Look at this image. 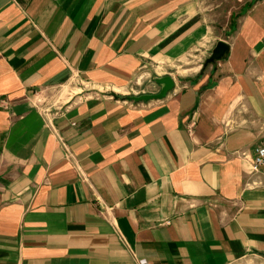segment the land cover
<instances>
[{"label": "crops", "instance_id": "0c3cea01", "mask_svg": "<svg viewBox=\"0 0 264 264\" xmlns=\"http://www.w3.org/2000/svg\"><path fill=\"white\" fill-rule=\"evenodd\" d=\"M261 146L264 0H0V264H264Z\"/></svg>", "mask_w": 264, "mask_h": 264}, {"label": "water", "instance_id": "95a60500", "mask_svg": "<svg viewBox=\"0 0 264 264\" xmlns=\"http://www.w3.org/2000/svg\"><path fill=\"white\" fill-rule=\"evenodd\" d=\"M228 52V47L222 42H218L214 49L212 50L211 55L207 58L203 64V68H206L208 65L214 64L217 61L221 60L226 56ZM160 86L161 90L158 94L155 95H144L139 98H136V101H151V100H159L164 98L169 91L173 89V80L169 76H165L162 78H157L155 80Z\"/></svg>", "mask_w": 264, "mask_h": 264}, {"label": "rangeland", "instance_id": "374dc122", "mask_svg": "<svg viewBox=\"0 0 264 264\" xmlns=\"http://www.w3.org/2000/svg\"><path fill=\"white\" fill-rule=\"evenodd\" d=\"M203 56L200 55L198 51L192 52L186 59L178 63H173L170 67H163L157 71L159 75H174L177 71L180 74H194L198 72L201 68V65L204 63Z\"/></svg>", "mask_w": 264, "mask_h": 264}, {"label": "built area", "instance_id": "2783aa9c", "mask_svg": "<svg viewBox=\"0 0 264 264\" xmlns=\"http://www.w3.org/2000/svg\"><path fill=\"white\" fill-rule=\"evenodd\" d=\"M264 165V146L259 147L256 150L255 157L251 162L252 173L258 172L259 168ZM138 264H149L146 260L138 261Z\"/></svg>", "mask_w": 264, "mask_h": 264}]
</instances>
